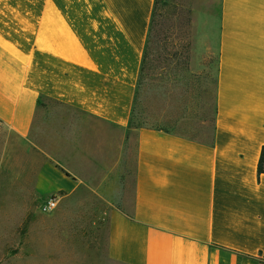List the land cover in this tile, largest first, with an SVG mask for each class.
<instances>
[{
    "label": "crops",
    "instance_id": "crops-1",
    "mask_svg": "<svg viewBox=\"0 0 264 264\" xmlns=\"http://www.w3.org/2000/svg\"><path fill=\"white\" fill-rule=\"evenodd\" d=\"M153 6L0 0V123L43 154L36 195L108 203L112 258L264 264V0L218 1L208 141L130 123Z\"/></svg>",
    "mask_w": 264,
    "mask_h": 264
},
{
    "label": "rangeland",
    "instance_id": "rangeland-1",
    "mask_svg": "<svg viewBox=\"0 0 264 264\" xmlns=\"http://www.w3.org/2000/svg\"><path fill=\"white\" fill-rule=\"evenodd\" d=\"M218 1L168 0L158 6L136 91L134 125L210 139ZM45 105L72 114L57 103ZM42 157L0 123V264H124L108 253L107 202L85 190L59 196L54 209L42 210L47 195L33 190Z\"/></svg>",
    "mask_w": 264,
    "mask_h": 264
},
{
    "label": "trees",
    "instance_id": "trees-1",
    "mask_svg": "<svg viewBox=\"0 0 264 264\" xmlns=\"http://www.w3.org/2000/svg\"><path fill=\"white\" fill-rule=\"evenodd\" d=\"M167 1L168 0H154L153 13H152V17H151V20H150L149 32H148V36H147L146 44H145V48H144L142 64H141V68H140V74H141V71L143 69L144 59H145V52H146V48H147V44H148L151 28H152V25H153V22H154L155 14H157L158 6L160 4H163V5L166 4ZM140 74H139V78H138V84H139V80H140ZM215 83H216V77H215V80H214V87H215ZM137 88H138V86H137ZM213 108H214V104H213ZM212 120H213V117H212ZM130 123H132V117H131ZM187 137L196 139L195 137H192V136H187ZM257 173H258V175L260 173H264V145L261 146V149H260V154H259L258 163H257Z\"/></svg>",
    "mask_w": 264,
    "mask_h": 264
},
{
    "label": "built area",
    "instance_id": "built-area-1",
    "mask_svg": "<svg viewBox=\"0 0 264 264\" xmlns=\"http://www.w3.org/2000/svg\"><path fill=\"white\" fill-rule=\"evenodd\" d=\"M58 197L59 196L57 194H48L45 201L41 205L42 210L50 211L54 209L57 205Z\"/></svg>",
    "mask_w": 264,
    "mask_h": 264
}]
</instances>
